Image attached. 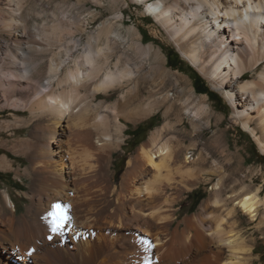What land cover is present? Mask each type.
Segmentation results:
<instances>
[{
  "label": "bare ground",
  "instance_id": "bare-ground-1",
  "mask_svg": "<svg viewBox=\"0 0 264 264\" xmlns=\"http://www.w3.org/2000/svg\"><path fill=\"white\" fill-rule=\"evenodd\" d=\"M25 1L3 0L9 15L0 18V108L27 109L30 116L17 120L32 125L31 138L17 145L28 152L31 170L24 171L31 174L24 211L17 214L8 191H0V264H263L253 255L257 241L264 244V184H245L213 160L207 166L210 156L198 146V131L203 122L219 127L221 120L207 96L195 97L187 79L165 67L160 49L143 45L138 28L117 32L121 14L87 34L96 12L83 19L76 4L60 15L53 8L52 26L35 37L22 15ZM125 2L145 6L180 54L222 93L233 122L248 130L264 154V0ZM149 55L162 78L188 92L191 104L183 102L179 113L190 124V141L187 131L186 140L180 130L170 132L177 96L153 80L146 91L142 86ZM99 93L104 98L96 102ZM165 102L164 122L120 174L110 171L112 147L119 146L110 124L117 135L125 126L122 117L153 113ZM11 168L2 154L0 169ZM212 175L209 196L195 212L181 215L184 194ZM227 178L231 185H225ZM56 203L71 222L52 232L49 213ZM245 203L253 211L240 207Z\"/></svg>",
  "mask_w": 264,
  "mask_h": 264
},
{
  "label": "rangeland",
  "instance_id": "rangeland-1",
  "mask_svg": "<svg viewBox=\"0 0 264 264\" xmlns=\"http://www.w3.org/2000/svg\"><path fill=\"white\" fill-rule=\"evenodd\" d=\"M48 1H25L22 15H27L28 26L37 34L35 37L41 35L39 34L41 31L39 30L44 28L48 30L52 26L53 21L51 20L50 15L53 8L54 10L57 8V11L55 10V12L56 14L59 12L57 15H60V12L63 9H70L69 7H74L75 4L77 6H75L76 9L74 10L80 12L81 18L83 19L86 17L85 14L88 11L97 13L93 21L86 25L87 34L91 31H95L100 22L113 17L116 13L121 14L120 16L123 19V23H119L116 25L117 28L115 27L116 30H119L117 32L121 35L126 33L127 28H138L142 36L143 45H150L152 49H160L163 54L162 56H164L163 63L165 67L172 71H178L177 74L185 77L187 79V85L191 88L195 97L205 94L213 112L221 116L219 127H216L213 123L212 125L207 126L203 122L204 119H202L203 124L201 125V130L198 131V135H200L198 146L205 147V150L210 156L207 166L209 167L211 160H213L215 165H221L227 174L230 173L234 177H240L244 180L245 184L253 186L260 183L264 184V154L258 149L251 134L240 124H235L233 122L230 103L223 97L220 91L212 88L201 73L180 54L174 44L166 38L162 28L156 24L154 18L151 15H147L144 5H138L135 2H128L127 4L125 0H101V3H98L96 0ZM55 1L57 3H54ZM3 3V0H0V18L9 15L8 12L2 10V7H4ZM52 3L53 5H50ZM61 3L63 4V7L61 6ZM58 5L62 8L56 7ZM86 33L82 35L83 43L80 46L79 54L83 52V46L87 40ZM4 40L5 35L4 33H1L0 50L4 49ZM41 42L48 44L46 40H42ZM49 44L51 45V48L55 47L54 43L50 42ZM152 57L153 55H149V57H147L148 60L145 61L142 86L146 91L149 83L153 80L158 84L159 89L164 85L165 88L163 89L165 91H169L172 96H177L178 99H175V111H177V114H172L170 116L174 119L177 117V120L175 119L173 130L170 132L177 133V131L180 130L178 133H180L181 136L183 135L182 137L186 140L185 132L187 131L186 133H189L190 141V136L192 135L190 124L188 123L186 116L182 115L181 112L179 113V108L183 102L188 106L191 104H189V98H187L189 97L188 92L186 89L181 92L183 86L180 82H177V84L174 81L167 79V77L162 78V76L151 67L150 63H155ZM158 62L160 63L161 61L159 60ZM40 63V66L37 67L40 70H43L45 68V59H42ZM248 74H250V72H248ZM41 79H44L43 75L40 77L39 81H41ZM164 79H166V84H162L165 81ZM43 82H45V80H43ZM165 91H163V93ZM21 94V92H18L15 95L21 96ZM103 95V93H99L96 102L103 99ZM166 102L161 103L159 109L153 113L134 116L127 119L122 117L121 120L125 126L122 132H119L117 135L113 130V125L110 124V132L114 134L115 137L119 138V146L112 147L110 171L116 175L120 174L125 167L126 159L135 155L139 145L146 143L151 132L164 122L163 111L167 106ZM132 106L133 104L129 107ZM29 116L30 112L27 109H14L12 107L0 108V156L2 154L5 155L12 164V168L9 170L0 169V191H8L12 200L16 204L17 214L23 212L25 209V204L28 201L25 192H28L29 188L27 183L30 182L29 178L31 177L29 176L31 174L27 176L24 172L27 170V172L29 171V173H31L28 152L20 153L17 145L21 140L31 138L30 132H32L31 124L27 126L20 124L17 119H26ZM209 117L213 122L214 117L212 115ZM11 122H15V124L13 125ZM138 126L140 127L139 130L135 132L134 136L131 135L132 131ZM181 132L183 134H181ZM258 168H262L260 171L261 173L259 172L260 174L257 172ZM212 177L214 178L212 181L199 183L184 194V200L181 202L182 206L179 211L181 215L185 213L192 214L195 212L199 202L209 196L211 184L216 180L215 175H212ZM228 184L231 185L227 178L225 179V185ZM235 186L238 187L239 185L236 184ZM194 201L196 204L191 206ZM177 207L179 208L180 205L177 204L176 208ZM253 257H260L264 264V244L262 243V240L257 241ZM257 264L259 263L257 262Z\"/></svg>",
  "mask_w": 264,
  "mask_h": 264
},
{
  "label": "snow or ice",
  "instance_id": "snow-or-ice-1",
  "mask_svg": "<svg viewBox=\"0 0 264 264\" xmlns=\"http://www.w3.org/2000/svg\"><path fill=\"white\" fill-rule=\"evenodd\" d=\"M245 201L250 200L251 197H244ZM239 203V202H238ZM241 208L244 209L245 212L253 211L246 203L240 205ZM52 211L49 213V216L52 218L50 223V231L59 232L61 229H66L67 225L71 222V217L66 215L62 205L60 203H56L52 205ZM48 239H52L51 236H48ZM140 243H147L149 248L154 247L151 241L141 240ZM35 250L29 252V255L32 254Z\"/></svg>",
  "mask_w": 264,
  "mask_h": 264
},
{
  "label": "trees",
  "instance_id": "trees-1",
  "mask_svg": "<svg viewBox=\"0 0 264 264\" xmlns=\"http://www.w3.org/2000/svg\"><path fill=\"white\" fill-rule=\"evenodd\" d=\"M139 126L138 127H136L133 131H132V133H131V135H135V132H137L138 130H139ZM196 204V202L194 201L193 203H192V205L191 206H194Z\"/></svg>",
  "mask_w": 264,
  "mask_h": 264
}]
</instances>
